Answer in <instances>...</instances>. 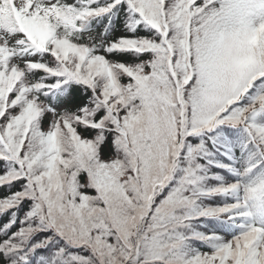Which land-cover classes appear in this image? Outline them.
<instances>
[{
  "label": "snow or ice",
  "instance_id": "1",
  "mask_svg": "<svg viewBox=\"0 0 264 264\" xmlns=\"http://www.w3.org/2000/svg\"><path fill=\"white\" fill-rule=\"evenodd\" d=\"M0 264H264V0H0Z\"/></svg>",
  "mask_w": 264,
  "mask_h": 264
}]
</instances>
